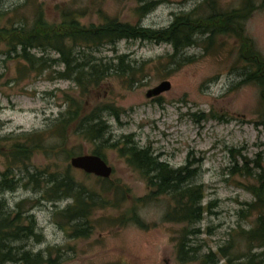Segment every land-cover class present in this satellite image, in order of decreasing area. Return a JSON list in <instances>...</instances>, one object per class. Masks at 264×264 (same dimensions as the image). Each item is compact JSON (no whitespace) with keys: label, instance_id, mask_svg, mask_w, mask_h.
<instances>
[{"label":"rangeland","instance_id":"374dc122","mask_svg":"<svg viewBox=\"0 0 264 264\" xmlns=\"http://www.w3.org/2000/svg\"><path fill=\"white\" fill-rule=\"evenodd\" d=\"M160 1L162 4L142 19L136 13L137 0H0V13L4 15L0 28L18 25L22 18L33 22L37 8L41 7L51 25L62 23L64 10L84 13L79 17L82 26L99 25L101 11L123 22L158 30L169 27L175 15L182 12L197 10V15L202 17L213 10L232 11L244 3V0ZM254 1L257 9L243 23L244 38L253 43L254 52L264 59V0ZM202 38L200 44L185 52L194 61L176 72L166 59L173 52L168 44L122 41L116 46L91 50L97 58L128 55L136 68L142 70L133 86L124 78H111L93 90L85 110L90 112L99 105H113L119 117L106 114L104 118L116 140L133 136L139 146L150 147L173 168L184 166L189 158L201 160L195 182L204 187L206 212L194 227L200 229V234L191 241L202 255L217 254L218 264H229L228 259L238 263L246 260L249 252L241 231L252 228L258 216L257 213L247 215L249 204L255 201L250 188L258 184L244 168H251L259 154L264 156V89L256 83H244V74L251 65L241 57L243 45L237 36L222 35L213 44L206 43V36ZM9 39L0 36V136L3 138L45 131L66 111L68 98L82 99L75 84L57 79L54 72L64 70L63 66L53 64L42 75L31 72L24 68L27 64L18 54L8 55L12 49ZM32 53L37 57L44 54L40 50ZM50 53L52 58L58 57ZM165 81L172 85L169 91L147 98L149 90ZM75 129L76 125L72 124L65 144L59 141L58 134L50 137L52 144H62V151L58 154L36 152L32 156V170L51 172L71 167L77 181L99 188L96 176L71 166L73 157H69V151L80 150L84 155L93 154L95 149L83 142ZM106 154L105 161L113 168L109 179L122 187L124 206L119 210L99 211L93 218L95 229L91 237L73 239L53 221L56 207L42 202L32 212L41 241L30 240L27 249L34 252L61 249L62 264H179L177 247L186 226L165 222L173 201L165 197L137 206V200L149 194L146 182L116 150L108 149ZM4 165V160H0L1 171ZM2 198L14 206L38 197L31 188L22 187L15 192L2 194L0 191ZM70 202H60L58 207L65 208ZM135 207L145 228L134 224L114 228L104 221L108 215L130 216ZM225 248H229L228 257L220 253ZM254 252L259 255L262 249Z\"/></svg>","mask_w":264,"mask_h":264},{"label":"trees","instance_id":"16d2710c","mask_svg":"<svg viewBox=\"0 0 264 264\" xmlns=\"http://www.w3.org/2000/svg\"><path fill=\"white\" fill-rule=\"evenodd\" d=\"M137 2L139 6L136 13L142 19L162 4L160 0ZM256 9L254 0H244L242 7L223 13L213 10L209 15L200 17L197 10L182 12L175 15L169 27L157 30L123 22L101 11L99 25L82 26L79 17L85 14L75 10H64L62 23L51 25L46 21L41 7H38L33 22L22 18L18 25L0 28V36L10 38L8 41L12 49L8 55L18 54L27 64L24 68L40 75L49 71L53 64L63 66L64 70L54 72L57 79L75 84L82 96L81 100L68 98L66 111L45 131L20 134L15 138L0 136V160L5 163L4 169L0 170V191L4 194L25 187L31 188L38 197L20 201L14 206L6 199H0V264H62L61 249L48 248L39 252L27 249L26 244L30 240L41 241L38 222L32 212L42 202L52 203L56 207L53 221L73 239L91 237L95 229L93 218L99 211L110 208L119 210L124 206L126 199L122 187L115 186L110 179L97 177L99 188L88 187L76 180L71 167L51 172L32 170V156L36 152L58 154L62 151V144L69 138L66 133L72 124L76 125L75 134L81 136L86 144L93 145V154L106 160L107 150H116L127 165L140 174L149 194L137 200V206L154 203L165 197L173 201L174 206L169 207L165 222L186 226L177 247L176 259L179 264H218L217 254L202 255L199 247L193 246L191 241L192 237L200 234V229L194 227L203 220L206 212L204 187L195 182L200 174L198 163L201 164V160L189 158L184 166L173 168L155 155L150 147L139 146L133 136L116 140L104 118L106 114L119 117L113 105H99L86 112V100L93 90L111 78H124L133 86L142 70L136 68L128 55H119L114 59L97 58L90 51L107 45L116 46L122 41L168 44L173 52L166 59L176 72L194 61L185 56V52L200 44L202 37L206 36V43L213 44L222 35H234L243 45L242 59L249 60L251 65L244 74V83H256L264 89V59L254 52L253 43L244 38L243 32V23ZM3 16L0 13V19ZM198 36H201L200 41L197 40ZM33 50H40L44 54L37 57L32 53ZM50 52L56 53L58 57L52 58ZM54 134L59 135L61 145L50 141ZM79 151H69L68 155H81ZM258 157L252 162L251 168L247 165L244 168L246 174L256 179L258 184L250 188L255 201L249 204L247 210V215L257 213L258 216L252 228L241 231V238L246 241L249 252L246 260L234 263V259H228L229 264H264V156L259 154ZM63 201L71 202L65 208L58 207ZM104 221L114 228L130 224L146 227L136 207L130 216L108 215ZM255 249H262V253L257 255ZM228 250L220 249V253L228 257ZM54 251H57V256Z\"/></svg>","mask_w":264,"mask_h":264},{"label":"water","instance_id":"95a60500","mask_svg":"<svg viewBox=\"0 0 264 264\" xmlns=\"http://www.w3.org/2000/svg\"><path fill=\"white\" fill-rule=\"evenodd\" d=\"M169 81L161 83L147 93V98H155L171 89ZM71 166L86 174L94 175L102 179H109L113 174V168L101 157L95 154L78 155L71 158Z\"/></svg>","mask_w":264,"mask_h":264}]
</instances>
